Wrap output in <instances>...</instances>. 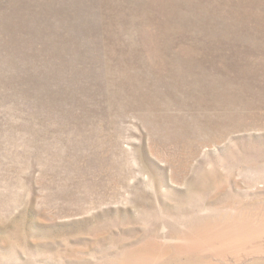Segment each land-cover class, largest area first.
I'll list each match as a JSON object with an SVG mask.
<instances>
[{
  "label": "rangeland",
  "instance_id": "rangeland-1",
  "mask_svg": "<svg viewBox=\"0 0 264 264\" xmlns=\"http://www.w3.org/2000/svg\"><path fill=\"white\" fill-rule=\"evenodd\" d=\"M0 264H264V0H0Z\"/></svg>",
  "mask_w": 264,
  "mask_h": 264
}]
</instances>
